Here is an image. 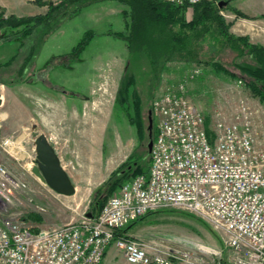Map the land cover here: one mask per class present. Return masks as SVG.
I'll list each match as a JSON object with an SVG mask.
<instances>
[{"label": "rangeland", "instance_id": "1", "mask_svg": "<svg viewBox=\"0 0 264 264\" xmlns=\"http://www.w3.org/2000/svg\"><path fill=\"white\" fill-rule=\"evenodd\" d=\"M225 1L243 13L235 5V0ZM99 8L96 4L85 7L61 23L38 50L32 61L35 65L33 69L30 67L33 71L30 69L26 74V81L19 75L21 61L6 70L9 82L22 83L13 86V90L4 88V104L0 107V163L26 180L30 190L11 204L0 201V220H25L38 229L77 222L90 210L98 192L106 189L113 174L134 153L148 155V133L140 141L135 126L129 122L127 110L117 104L129 52L126 41L113 33L127 32L126 18L119 15L107 19L103 14H92ZM126 11L129 12V8ZM220 14L232 35L248 37L252 44L264 47L263 14L250 18L243 13V18L227 9L221 10ZM185 15L188 22L192 21L194 8H188ZM89 31L95 33L90 44L75 56L70 55ZM16 47V41L0 45V65L13 56ZM99 54H104V58L123 54L124 58H116V67L100 68V77L89 83L88 74ZM216 57L228 62L231 55L225 52ZM139 63L140 70L149 67L145 60ZM195 68L201 69L200 74L188 78ZM31 72L35 79L30 76ZM182 82L187 83L189 98L204 113L212 137L217 115L231 122L238 106L245 101L254 112L256 140L264 143V106L260 100L244 85L214 72L212 66L199 67L195 63L170 62L159 78L146 76L138 79L137 89L145 102L146 128L153 101L165 87ZM55 85L61 88L62 95L52 91ZM87 88L90 94L86 101V97L81 96L79 104H69L70 94L85 95ZM39 132L58 139L57 149L63 167L76 186L75 195L60 196L32 172L30 175L23 171L32 164L34 140ZM7 140H10L9 144H6ZM19 142L21 145L15 146ZM128 232L146 244L192 252L195 258L202 260L201 264H229L224 234L200 217L176 208L163 209L143 218L128 227ZM113 249L115 259L105 264H128L123 253L115 247Z\"/></svg>", "mask_w": 264, "mask_h": 264}, {"label": "built area", "instance_id": "2", "mask_svg": "<svg viewBox=\"0 0 264 264\" xmlns=\"http://www.w3.org/2000/svg\"><path fill=\"white\" fill-rule=\"evenodd\" d=\"M162 1L189 8L220 2ZM200 72L195 68L188 78ZM154 115L157 136L148 175L127 181L97 217L86 212L77 222L44 229L25 220H0V264H102L112 246L128 264H201L192 252L146 244L128 232L117 237L167 208L196 215L223 233L229 264H264V143L256 140L252 108L242 101L231 122L217 115L212 137L182 82L165 87L154 102ZM47 137L62 162L58 139ZM33 151L32 164L23 168L30 175ZM29 190L26 180L0 163V201L11 204Z\"/></svg>", "mask_w": 264, "mask_h": 264}, {"label": "trees", "instance_id": "3", "mask_svg": "<svg viewBox=\"0 0 264 264\" xmlns=\"http://www.w3.org/2000/svg\"><path fill=\"white\" fill-rule=\"evenodd\" d=\"M109 1L118 2L129 8V12L124 13L125 18L129 19L127 32L113 33L114 36L126 41L129 52L117 104L121 109L127 110L129 122L135 126L140 141L144 139L146 133L149 135V125L145 127V102L137 89L138 79L146 76L159 78L160 73L170 62L195 63L199 67L212 66L214 72L241 82L264 106V47L252 44L248 37H238L230 33L229 25L220 11L227 9L240 17L245 16L225 0L218 4L214 1H201L194 5L192 7L194 16L190 22L185 15L189 8L188 4L176 5L162 0H64L59 4L49 3V11L45 16L26 18L6 17L0 12V45L11 44L14 41L17 43L13 56L0 65V83L10 87L22 83V81L13 83L6 79L8 76L6 70L16 61H21L19 75L26 81V74L28 75L35 65L32 61L38 50L61 23L77 15L85 7ZM220 3H223L221 7ZM94 36L93 31L87 32L70 55L75 56L77 52L83 50ZM225 52L231 55L228 62L217 59V55ZM142 60L149 65L146 70H140L138 64ZM30 76L35 79L34 73L31 72ZM151 110L154 117L155 140L157 125L154 101ZM150 166L149 150L147 156L134 153L130 160L113 174L105 186L106 189L94 197L88 213L92 217H97L108 200L116 195L127 181L140 175H148ZM126 232L128 228L118 233L117 237Z\"/></svg>", "mask_w": 264, "mask_h": 264}, {"label": "crops", "instance_id": "4", "mask_svg": "<svg viewBox=\"0 0 264 264\" xmlns=\"http://www.w3.org/2000/svg\"><path fill=\"white\" fill-rule=\"evenodd\" d=\"M54 3V0H0V12H3L6 17L9 16H15L18 18H26V17H35V16H45L48 11H49V3ZM235 5L237 6L238 9H240L243 13H245L248 17L254 18L257 17L261 14L264 15V0H235ZM95 5V4H94ZM97 6L99 5L100 8L94 11L92 14L94 15H102L105 16V18H111L112 16H119L123 15L128 9L127 6H124L118 2L114 1H109V2H103V3H98L96 4ZM125 21V27L127 28V21ZM53 36V35H52ZM51 37V36H50ZM49 37V38H50ZM48 38V39H49ZM107 55V54H105ZM116 58H120L123 60L124 56L123 54L121 57L118 56H112V57H105L104 54H99L94 58V67L91 69V71L88 74V82L92 83L95 79L100 77V71L99 69L107 66V65H112L116 67L115 65H118V63H115L117 60ZM114 61V62H113ZM109 62V63H108ZM179 65H182L179 63ZM1 84V91H2V96H3V101H4V88H7L9 90H13L15 87H10L5 84ZM57 87L58 89L54 88ZM52 88V91L57 93L58 95H62L63 93L60 91L61 88L59 89L58 85H55ZM89 88L86 90V94L82 95L80 93H73L70 94V100L69 104L73 106V104H79V100L81 99V96H85V101L89 97ZM12 94V93H11ZM68 96V97H69ZM67 103V101L65 102ZM70 105V106H71ZM71 106V107H72ZM70 107V108H71ZM73 111V110H72ZM46 134V133H45ZM48 135V134H46ZM129 236L134 237L131 235L130 232H128ZM115 246H112L108 252L107 255L102 262V264L107 263L108 260H114L115 259V250L113 249ZM116 248V247H115Z\"/></svg>", "mask_w": 264, "mask_h": 264}, {"label": "water", "instance_id": "5", "mask_svg": "<svg viewBox=\"0 0 264 264\" xmlns=\"http://www.w3.org/2000/svg\"><path fill=\"white\" fill-rule=\"evenodd\" d=\"M223 3H220V7ZM3 96L0 84V107L3 106ZM149 142L147 144L151 154L154 144V117L153 111H149ZM36 160L32 167V174L53 192L60 196L70 197L76 194V186L70 175L65 170L62 162L51 145L45 133L39 132L34 140Z\"/></svg>", "mask_w": 264, "mask_h": 264}, {"label": "bare ground", "instance_id": "6", "mask_svg": "<svg viewBox=\"0 0 264 264\" xmlns=\"http://www.w3.org/2000/svg\"><path fill=\"white\" fill-rule=\"evenodd\" d=\"M12 145H13V144H12ZM20 145H21L20 142L17 143V144H15V146H17V147L20 146ZM11 147H12V146H11ZM19 152H20V151H19ZM20 155H21V154H20ZM22 157H23V156H22ZM22 157H21V158H22ZM92 164H93V162H92ZM95 167H96V166H95Z\"/></svg>", "mask_w": 264, "mask_h": 264}]
</instances>
